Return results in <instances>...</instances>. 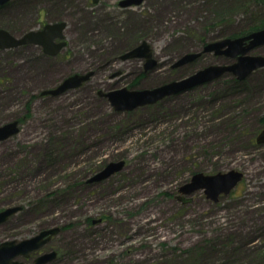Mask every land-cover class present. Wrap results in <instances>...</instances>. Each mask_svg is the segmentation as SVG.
I'll use <instances>...</instances> for the list:
<instances>
[{
    "label": "rangeland",
    "instance_id": "1",
    "mask_svg": "<svg viewBox=\"0 0 264 264\" xmlns=\"http://www.w3.org/2000/svg\"><path fill=\"white\" fill-rule=\"evenodd\" d=\"M117 1L103 0L100 12L81 0L0 7V29L13 36L65 19L72 43L52 60L32 45L0 50V126L20 123L18 134L0 142V211L22 207L0 225V243L57 227L39 251L59 252L49 264H264V146L255 141L264 129V68L132 111L117 112L99 95L232 63L211 52L172 68L208 43L238 38L257 23V7L250 16L236 0H148L122 11ZM143 41L158 62L148 72L145 59H119ZM249 55L264 56V45ZM89 71L95 74L83 86L43 95ZM120 161L117 174L88 182ZM230 170L244 179L217 203L204 190L179 192L197 173Z\"/></svg>",
    "mask_w": 264,
    "mask_h": 264
},
{
    "label": "water",
    "instance_id": "2",
    "mask_svg": "<svg viewBox=\"0 0 264 264\" xmlns=\"http://www.w3.org/2000/svg\"><path fill=\"white\" fill-rule=\"evenodd\" d=\"M10 0H0V6L6 5ZM99 0H94L97 3ZM144 0H124L122 7L139 6ZM65 24H47L42 31H30L22 38L11 35L10 32L0 29V50L17 48L23 45H40L44 47L53 46L55 51L51 54L57 55L65 47L66 43L55 44L54 40L63 39V30ZM264 45V28L254 31L249 35L228 38L219 42L208 43L202 52L185 54L179 58L172 66L173 69L181 68L198 60L202 54L213 52L215 56H225L232 59L233 62L228 65H211L196 71L192 75L179 80L171 81L151 89L129 90L122 88L110 92H99L103 98H107L117 112L132 111L139 107L153 105L166 97L176 96L184 92L193 90L204 84L210 83L221 78L225 74H232L239 81L248 78L254 71L264 68V56H252L249 52L255 48ZM145 59L146 69L151 70L157 65L154 58L153 49L148 41H143L138 46L127 51L120 56V60ZM93 71L73 75L64 80L57 88L46 90L43 95L51 94L53 96L62 95L70 89H76L89 82L94 76ZM18 121L7 123L0 126V142L16 134L20 128ZM258 145H264V129L257 136ZM125 161L111 162L107 166L95 173L89 179V183L102 182L112 175L117 174L125 167ZM244 173L237 170L228 172H218L212 175L197 173L192 176L190 182L180 188L183 195H193L195 192L204 190L207 198L213 202H219L222 196H229L243 181ZM22 210V207H8L0 211V225L7 222L13 215ZM60 232V228H52L41 231L36 236L24 240H5L0 243V264H27L25 260L31 257V254L41 250L51 239ZM57 253H43L38 255L31 264H47ZM22 258L24 260H20Z\"/></svg>",
    "mask_w": 264,
    "mask_h": 264
},
{
    "label": "flooded vegetation",
    "instance_id": "3",
    "mask_svg": "<svg viewBox=\"0 0 264 264\" xmlns=\"http://www.w3.org/2000/svg\"><path fill=\"white\" fill-rule=\"evenodd\" d=\"M54 1H56V0H51V2H50V4L51 5H56L58 2H54ZM61 1H65V0H61ZM60 0H59V2H61ZM80 0H77V2H79ZM81 1H83L84 2V4L86 5V4H89V5H91V7H94V8H97V11L96 12H100L101 10H102V8H100V6L102 5V1L103 0H99L97 3H94V0H86V1H84V0H81ZM122 1H124V0H119V1H117V3H116V5L122 10V11H127V10H132V9H134V8H139V7H141L142 5H144L148 0H144L143 1V3L141 4V5H139V6H132V7H122L121 6V2ZM10 2V1H9ZM9 4V3H8ZM7 4V5H8ZM3 7H5V6H3ZM105 9V8H104ZM96 12H93L92 14H95ZM61 23H64L65 24V28H64V30H63V35H64V38L63 39H59V38H57V39H55L54 40V43L55 44H60V43H66L65 44V47L64 48H62L59 52H58V54L57 55H55V56H53L51 53L52 52H54L55 51V48L53 47V46H49V47H44V46H40V45H35V44H30V45H32V46H30L31 48H36V50L37 51H39V53L41 54V56H42V58H44L45 60H52V59H58L64 52H65V50L66 49H69V48H71V46H72V43H71V41H70V39H69V37H68V28H69V23L65 20V19H59V20H57V21H54V22H46V20L45 21H39L38 22V26L36 27V28H34V29H32V30H30V31H36V32H39V31H42L43 29H44V27L47 25V24H61ZM12 35V34H11ZM140 43H137V45H135V46H133V47H131V49H133L134 47H136V46H138ZM17 48H21V46L20 47H17ZM17 48H11V49H17ZM11 49H8V50H11ZM131 49H127V50H125V51H123L122 53H120V55H119V59H120V56L122 55V54H124V53H126L127 51H129V50H131ZM137 60V59H136ZM140 60V59H139ZM142 60H144V59H142ZM145 61V60H144ZM233 61V60H232ZM145 65H146V61H145ZM175 69H179V68H175ZM145 71L146 72H148L149 70H147L146 69V66H145ZM263 130V129H262ZM261 130V131H262ZM260 131V132H261ZM259 135V134H258ZM257 135V136H258ZM257 136H256V138H255V141H256V139H257ZM257 143V142H256ZM52 241V240H51ZM50 241V242H51ZM49 242V243H50ZM58 254H57V256H56V258L55 259H57L58 258V256H59V252H57ZM37 254H35V255H33L32 256V258L30 259V261H33V259H34V257L36 256ZM54 259V260H55ZM53 260V261H54ZM53 261H51V262H53ZM50 262V263H51ZM47 264H49V263H47Z\"/></svg>",
    "mask_w": 264,
    "mask_h": 264
},
{
    "label": "trees",
    "instance_id": "4",
    "mask_svg": "<svg viewBox=\"0 0 264 264\" xmlns=\"http://www.w3.org/2000/svg\"><path fill=\"white\" fill-rule=\"evenodd\" d=\"M238 2V6L239 7H243L245 6L244 9H246V6H249V9L247 10V13L250 16L256 15L253 12V8L257 7V10L259 12V18L257 23L255 24V21L253 22L252 26L249 27V30L243 32L240 35H235L234 37H241V36H245L248 35L254 31L260 30L264 28V0H236ZM261 9V10H260ZM243 10V9H242ZM245 11V10H244ZM263 16V20H260V17ZM207 42H203V44H206ZM232 87H238L241 86L242 84H240V82L236 81L235 79H231L230 82ZM240 84V85H239ZM196 173V172H195Z\"/></svg>",
    "mask_w": 264,
    "mask_h": 264
}]
</instances>
